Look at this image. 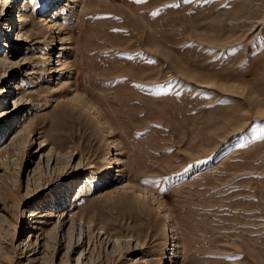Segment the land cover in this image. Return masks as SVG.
Listing matches in <instances>:
<instances>
[{
	"label": "rangeland",
	"instance_id": "374dc122",
	"mask_svg": "<svg viewBox=\"0 0 264 264\" xmlns=\"http://www.w3.org/2000/svg\"><path fill=\"white\" fill-rule=\"evenodd\" d=\"M0 61V264H264V0H9Z\"/></svg>",
	"mask_w": 264,
	"mask_h": 264
},
{
	"label": "bare ground",
	"instance_id": "6f19581e",
	"mask_svg": "<svg viewBox=\"0 0 264 264\" xmlns=\"http://www.w3.org/2000/svg\"><path fill=\"white\" fill-rule=\"evenodd\" d=\"M1 2H0V4L1 5H3V4H9V0H0ZM16 5L18 6L17 8H20V6H21V8H25L26 9V5H20L19 4V1H18V3H16ZM52 6V5H51ZM8 7H9V5L7 6V10H8V12L6 13V15L5 16H3V20H5V21H7V22H10V24L12 25V28L14 27L15 28V22L13 21V19H12V10H13V7L11 8V10H9L8 9ZM53 8V7H52ZM24 9V10H25ZM49 13V12H48ZM72 13V16H73V12H71ZM73 19V18H72ZM49 21V20H48ZM50 22V21H49ZM25 23H26V21L25 20H20L19 22H18V25L19 26H22V29H23V27L25 26ZM54 27H56L57 29H60L61 31L63 30L62 29V27H61V23L59 24V22L58 23H56L55 25H54ZM17 31V30H16ZM61 34V33H60ZM20 35V33H18L17 34V37ZM65 43V45H71V42H69V40H64L63 39V41H62V43ZM59 44V42L58 41H56L55 39L53 40V43L52 44ZM61 43V44H62ZM5 64V61H0V66H3ZM52 64L53 65H55L56 64V61H55V59L53 60L51 57H50V59H49V62L47 63V67H49V66H52ZM59 66V65H58ZM53 67V66H52ZM55 70V69H54ZM66 70V69H65ZM65 70H63L64 72H65ZM53 70L52 69H49V72L51 73ZM54 72V71H53ZM55 72L57 73V74H60L59 76H61L63 73L61 72H59L58 70H55ZM55 74V73H54ZM53 75V74H52ZM33 83L32 84H35L36 82L35 81H32ZM69 85V84H68ZM85 187V186H84ZM83 188V187H82ZM78 192V194H76L77 196H81V195H85L87 192H86V189H81V187H80V189L77 191ZM89 193H90V191H89ZM88 193V194H89ZM141 193V192H140ZM140 193H138L139 194V198H140V196L141 197H144V193L143 194H140ZM143 201V200H142ZM119 247L120 246V241H117L116 242V246H115V248H114V250H113V252H115V250L117 249L116 247Z\"/></svg>",
	"mask_w": 264,
	"mask_h": 264
}]
</instances>
